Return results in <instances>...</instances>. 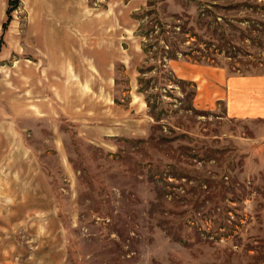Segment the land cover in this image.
Masks as SVG:
<instances>
[{
    "label": "rangeland",
    "instance_id": "obj_1",
    "mask_svg": "<svg viewBox=\"0 0 264 264\" xmlns=\"http://www.w3.org/2000/svg\"><path fill=\"white\" fill-rule=\"evenodd\" d=\"M185 64L264 75V0H0V125L64 264H264V124L199 106Z\"/></svg>",
    "mask_w": 264,
    "mask_h": 264
},
{
    "label": "crops",
    "instance_id": "obj_2",
    "mask_svg": "<svg viewBox=\"0 0 264 264\" xmlns=\"http://www.w3.org/2000/svg\"><path fill=\"white\" fill-rule=\"evenodd\" d=\"M178 76L196 84L199 106L222 103L227 118L264 124V75L185 64ZM5 128L0 125V264H64L63 222L47 171L25 134ZM51 138L61 155L62 147Z\"/></svg>",
    "mask_w": 264,
    "mask_h": 264
}]
</instances>
